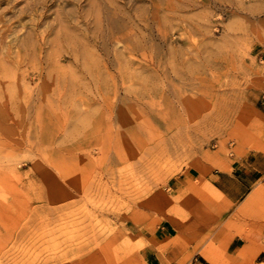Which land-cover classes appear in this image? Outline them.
Here are the masks:
<instances>
[{
  "label": "rangeland",
  "instance_id": "1",
  "mask_svg": "<svg viewBox=\"0 0 264 264\" xmlns=\"http://www.w3.org/2000/svg\"><path fill=\"white\" fill-rule=\"evenodd\" d=\"M217 2L166 42L164 0H0V264H170V215L209 239L171 183L264 154V0ZM263 184L240 232L263 235Z\"/></svg>",
  "mask_w": 264,
  "mask_h": 264
},
{
  "label": "crops",
  "instance_id": "2",
  "mask_svg": "<svg viewBox=\"0 0 264 264\" xmlns=\"http://www.w3.org/2000/svg\"><path fill=\"white\" fill-rule=\"evenodd\" d=\"M258 174L264 176V154H259L254 162L233 166L231 171L216 170L205 177L199 170L190 169L175 179L171 184L175 197H180L178 203L190 202L194 206L191 220H217L203 227V233L211 234L207 240L204 234L195 236L181 230L174 222L179 219L177 216L172 220L170 215L164 220L158 229V241L180 243L168 247L167 255H164L168 262L176 264L177 254L191 252V264H264V232L263 235L254 234L252 230L240 232L231 221L235 209L252 194L262 178H257ZM209 194H217L221 201L211 203L212 207L207 208ZM223 204L231 206L226 209ZM183 242L188 244L187 247ZM146 253L148 258L152 253L147 264H165L159 251L154 249Z\"/></svg>",
  "mask_w": 264,
  "mask_h": 264
},
{
  "label": "bare ground",
  "instance_id": "3",
  "mask_svg": "<svg viewBox=\"0 0 264 264\" xmlns=\"http://www.w3.org/2000/svg\"><path fill=\"white\" fill-rule=\"evenodd\" d=\"M211 5H218L217 0H211L209 3H206L203 0H201V1L200 0H164V3L161 6L155 7V10L153 12L154 18H156L159 15L161 16V20L159 21L160 24L158 25L159 37L167 42L168 36L170 35V32L176 26H178L180 23H186V24H188L189 22L193 23V24L196 23L193 20L190 21V20L184 18L181 15L182 12H185L186 10H188L190 8H194V9L198 8L200 6H202L203 8L204 7L210 8ZM207 19L209 20L211 18H207ZM202 20L203 19H201V21ZM198 21H197V23H198ZM174 22H176V24H174ZM202 26H204V25H202ZM206 26H209V25H206ZM200 27H201V25H200ZM191 28H193V26ZM194 33H196V32H194ZM31 39H32V37H31ZM29 42H31V44L33 45L32 41L30 39H28L27 41L22 43L21 48L26 47V44H29ZM1 44L3 46L5 45L3 43H1ZM172 67L174 68L173 63H172Z\"/></svg>",
  "mask_w": 264,
  "mask_h": 264
}]
</instances>
